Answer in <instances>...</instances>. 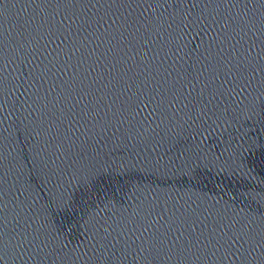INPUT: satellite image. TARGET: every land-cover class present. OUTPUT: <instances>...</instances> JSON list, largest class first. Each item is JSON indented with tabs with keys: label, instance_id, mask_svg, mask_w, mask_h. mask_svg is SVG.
Here are the masks:
<instances>
[{
	"label": "water",
	"instance_id": "obj_1",
	"mask_svg": "<svg viewBox=\"0 0 264 264\" xmlns=\"http://www.w3.org/2000/svg\"><path fill=\"white\" fill-rule=\"evenodd\" d=\"M154 3L8 0L0 9V264H107L111 245L101 234L115 236L120 229L128 237L123 247L117 245L120 264H187L162 246L144 244L141 251L140 241L149 237L145 229L154 226L136 215L135 197L128 199L117 186L84 200L85 185L74 179H82L94 150L129 139L128 147L138 149L137 130L151 125L163 135L167 120L179 132L181 148L207 144L219 155L230 143L247 139L252 144L244 152L248 181L228 188L206 181L203 190L230 203L244 194L236 211L243 209L254 221L226 264H264L259 222L264 211L259 195L264 193V4L246 0L234 8L222 6L219 11L233 19L225 33L209 26L211 17L185 28L179 21L187 9L172 23L173 8ZM195 11L207 15L209 9ZM165 17L169 24L161 25ZM209 51L222 57L235 53L247 69L234 82L224 81L211 108L176 102L164 112L149 107L134 118L121 115L115 84L128 60L135 65L154 59L162 72L181 65H196L199 71ZM144 175L131 173L121 184L144 183ZM65 189L77 201L74 212L54 199Z\"/></svg>",
	"mask_w": 264,
	"mask_h": 264
},
{
	"label": "snow or ice",
	"instance_id": "obj_2",
	"mask_svg": "<svg viewBox=\"0 0 264 264\" xmlns=\"http://www.w3.org/2000/svg\"><path fill=\"white\" fill-rule=\"evenodd\" d=\"M126 2L134 3L135 0ZM260 2L264 4V0ZM7 3L8 0H0V9ZM244 3L246 0H156L153 6L166 4L173 8V12L169 13L172 23L187 9L179 21L185 28L190 24H201L204 19L211 17L209 26L218 25L227 33L233 19L219 10L222 6L234 8ZM201 6L209 9L207 15L196 13L195 10ZM213 12L216 14L213 15ZM189 16L193 19L189 20ZM217 16L220 18L217 19ZM160 24H169V18H163ZM200 64L199 71L196 65H181L180 68L173 66L171 71L165 69L162 72L154 59H145L142 64L135 65L128 60L122 73L117 75L115 84L119 90L121 115L134 118L138 111L149 107H152L153 112H164L174 107L176 102L183 103L185 108L197 103L211 108L223 90L224 81L234 82L233 77L239 79L247 70L235 53L222 57L209 51ZM172 115L175 116V113ZM172 125L173 121L167 120L161 129L164 134L161 135L151 125L144 127L141 123L144 131L141 133L137 130L138 149L135 145L128 147L132 142L129 139L119 146L109 145L94 150L88 157L82 179H74L85 185L81 193L84 200H94L99 195L98 189L117 186L124 190L128 199L135 197L138 202L136 215L154 226L152 231L145 229L149 231V237L140 241L142 252L146 250L142 247L144 244L149 247L162 246L177 256H183L187 264H207L212 257H216L213 264H226L230 257L235 256L232 251L235 246L248 238L250 225L254 221L249 219L243 209L236 211V201H240L239 196L244 194L232 198L230 203L208 196L203 185L207 181L220 188L216 183L220 181L228 188L233 187V182L243 184L248 181L251 172L244 161V152L252 144L242 139L235 144L230 143L219 155L207 144L181 148L177 139L179 132ZM135 172L144 173L141 179L146 182H137L130 187L127 182L121 184L126 175ZM182 178H186V182H181ZM101 185L104 187L101 188ZM259 195L264 200V193ZM54 199L58 201V206L73 212L76 210L77 201L72 199V193L67 189L55 194ZM2 219L0 217V225ZM259 222L264 228V211L259 216ZM125 231L120 229L115 236L108 231L102 232V241L111 245L107 249L111 252L107 256V264H120L122 253L117 245L123 247L121 242H127ZM136 239L140 240L139 237Z\"/></svg>",
	"mask_w": 264,
	"mask_h": 264
}]
</instances>
